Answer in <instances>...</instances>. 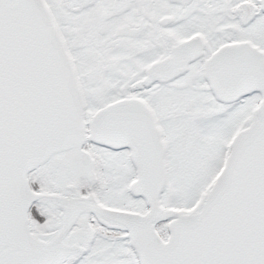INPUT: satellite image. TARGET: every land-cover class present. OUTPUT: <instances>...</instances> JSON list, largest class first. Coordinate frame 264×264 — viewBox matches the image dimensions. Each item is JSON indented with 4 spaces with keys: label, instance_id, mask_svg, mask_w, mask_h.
<instances>
[{
    "label": "snow or ice",
    "instance_id": "1",
    "mask_svg": "<svg viewBox=\"0 0 264 264\" xmlns=\"http://www.w3.org/2000/svg\"><path fill=\"white\" fill-rule=\"evenodd\" d=\"M0 264H264V0H0Z\"/></svg>",
    "mask_w": 264,
    "mask_h": 264
}]
</instances>
